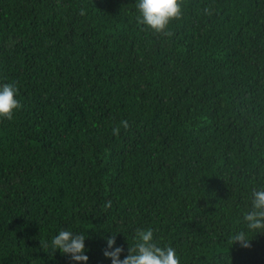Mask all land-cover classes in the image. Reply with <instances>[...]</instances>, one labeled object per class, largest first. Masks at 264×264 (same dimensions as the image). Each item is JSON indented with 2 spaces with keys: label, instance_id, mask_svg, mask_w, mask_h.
Instances as JSON below:
<instances>
[{
  "label": "trees",
  "instance_id": "trees-1",
  "mask_svg": "<svg viewBox=\"0 0 264 264\" xmlns=\"http://www.w3.org/2000/svg\"><path fill=\"white\" fill-rule=\"evenodd\" d=\"M136 4L0 0L22 105L0 119V264H76L42 248L61 228L87 264H112L113 235L125 259L137 229L180 264H264V233L231 243L264 189V0H183L170 37Z\"/></svg>",
  "mask_w": 264,
  "mask_h": 264
},
{
  "label": "clouds",
  "instance_id": "clouds-1",
  "mask_svg": "<svg viewBox=\"0 0 264 264\" xmlns=\"http://www.w3.org/2000/svg\"><path fill=\"white\" fill-rule=\"evenodd\" d=\"M183 0H137V17L140 25L146 26L152 32L160 35L171 36L168 30L169 24L182 18ZM205 13L212 15V9L206 8ZM85 15L83 9L80 12ZM18 89L14 83L0 85V119L11 121L14 113L22 108L17 97ZM121 127L129 128L127 119H122L113 127L112 133L120 135ZM105 208H111V200L104 204ZM245 230L236 233L231 240L234 245L239 243L241 247H251V234L264 233V189L253 191L251 209L243 215ZM85 235L75 234L71 229L61 228L50 241L41 242L42 248L50 249L51 253L59 251L62 255L69 256L76 264H87L89 257L85 254ZM115 235L107 239L108 249L105 257L111 259L112 264H180L175 250L172 247L162 248L154 241V233L151 229H137L134 236V244L130 245L129 255L121 260L123 248L115 246Z\"/></svg>",
  "mask_w": 264,
  "mask_h": 264
}]
</instances>
